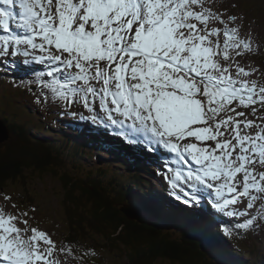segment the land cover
Wrapping results in <instances>:
<instances>
[{
  "label": "snow or ice",
  "instance_id": "1",
  "mask_svg": "<svg viewBox=\"0 0 264 264\" xmlns=\"http://www.w3.org/2000/svg\"><path fill=\"white\" fill-rule=\"evenodd\" d=\"M207 5L0 0V65L19 57L42 65L47 71L36 77L55 100L82 106L145 152L170 154L177 200L207 203L209 214L243 218L235 229L254 231L264 228V71L241 62L255 53L244 17ZM241 198L256 212L238 210ZM28 211L0 206V264H70L73 250L40 230L34 215L21 219Z\"/></svg>",
  "mask_w": 264,
  "mask_h": 264
},
{
  "label": "rangeland",
  "instance_id": "2",
  "mask_svg": "<svg viewBox=\"0 0 264 264\" xmlns=\"http://www.w3.org/2000/svg\"><path fill=\"white\" fill-rule=\"evenodd\" d=\"M231 5H236V7L232 8ZM207 6L219 9L222 12L227 10V13L229 14L244 17L245 28L242 31H247L251 34V38L253 41L252 47L255 50V53H246V58L242 59L241 62L243 66L246 67V69L256 68L260 71H264V0H208ZM0 34L4 33L0 32ZM24 59V57L10 58V60H15L16 63H6L4 65H0V78L10 79L9 82L0 81V83H5V85L0 84V118L6 120L5 125H2L0 123V144L8 142L10 138L5 126L8 124H15L17 120L21 124L30 126L27 128L32 137L36 135L38 138H40V140L56 139L62 141L63 138L59 136V133L67 132V137L69 139L67 146L68 149H66L65 147L60 148L57 144H54L52 147L53 150L56 149L58 151V153H56L57 156L59 158H65L64 160H62L63 163H61L60 159L58 160V162L61 164L55 167L53 166L55 162L51 159L52 162L50 161V164L46 165V175H42L40 176V178H34L33 176L25 175L26 181H30L28 183V187H25L19 181L15 180L11 183H8L5 188L0 189V206L8 204L9 209H11V206L13 204L20 205L21 207H26V204L22 206V204L26 200L23 199L22 196H24V194L22 192H24V190H27V194L32 195L30 199H33V205L30 207H26V210L29 208H35L36 211L35 213H32L29 210L28 217H21V219H26L34 215L35 221L38 222L40 230L49 232L53 240L56 241L58 245L62 244L64 246V243L68 242L65 239L67 237L69 228L68 217L64 212L65 205L63 202L65 196L64 176L68 175L66 178H68L69 180L74 179L85 182L88 177H96L98 175V172L104 173L106 171L107 178L111 179L112 182L110 197H115L119 201L122 200V197L120 195L121 192L124 196H126V198H129L128 191L136 188L135 185L132 184V176L129 170L126 169L125 162H121L123 157L125 156L121 152V150L133 157H143V155L135 153L132 149H128L124 146H120L119 144L112 143L109 138H103V136L105 135L100 132L102 131V129L99 130V128L101 127L96 128L98 130V133L100 134L99 135L92 128V126L95 127V124L93 122H90L88 126L90 129L85 130L92 132L100 137L96 138V141L97 143H99L98 145L100 147H102L103 140L113 148L118 149L116 159L119 162L113 160L109 161L107 159V155H105L103 152H101L100 155H97L98 150L96 149H91V151L93 152L92 154L86 151L87 153L83 156H73L71 154L72 149L70 147L75 146L76 143L72 141L71 133H74L72 127H77L79 125V121L80 119H82L81 115L84 118H88L89 116L91 117V114H89L88 111L80 105H76L75 107H66L64 106L62 101L55 100L48 89H42V86L39 84V80L36 77V72H28L27 74L25 73L24 69L30 67L33 68L34 64L30 62L29 64L25 65L23 63ZM35 66L40 69L39 72L47 71V69L42 65ZM260 71L255 72L251 78L258 79L260 76ZM32 73L33 75L31 76ZM30 78L32 79L29 85H31L33 89L31 91H27L25 89L26 91H23L21 93V91L17 88H25L26 86L27 89H29V85H27L25 81ZM16 89L19 91H17ZM27 92H30V95H28ZM37 96H39L41 101H43L42 103L37 102ZM57 103H59L60 107L55 106ZM20 110L28 112L29 116H31L29 122L27 121L28 117H24L22 115L19 116ZM101 115H103V113H101ZM48 121H52V124L50 122V124H48ZM32 123H34L33 126L37 127L32 128ZM38 126L40 127L39 131H37V129H39ZM44 126H47V130L50 131L51 134L43 133L47 131ZM103 132L106 131L104 130ZM40 133L43 134V138L40 137ZM78 144L82 146L80 143ZM123 144L129 145L130 143L126 141ZM137 148L140 147L137 146ZM126 150H128L129 152ZM158 152L159 151L148 152L150 156L145 155V157L149 158L148 160L150 161L148 173L151 172L150 167L153 173L154 166L159 165V167H161L160 163L162 158L160 157L159 160L156 158ZM53 156L57 158L55 155ZM145 160L147 159H144L143 157V160L141 161L142 165L145 163ZM102 162H106L107 164H109H105V166H107V169L101 168ZM134 167L136 166L134 165ZM102 176L104 177V179H107L105 175ZM166 179L167 181L169 180V178ZM156 186L159 192L155 191V189H153V192L155 195L160 196L158 197V199H161L160 205L164 206L168 203L165 200L167 193L166 189H168V186L162 184L160 181H156ZM101 188L105 190L104 184ZM144 190L145 189L143 188L142 191L144 192ZM18 193H20L21 196ZM148 195L150 194L147 193V196ZM177 195L181 194L178 192ZM5 197H11V200H6ZM178 202L184 208L188 209V211L183 212L184 214H186L187 216H191L198 222L199 225H201V223L207 224L206 221H209L208 217H210V209L208 204H201L196 208H192L191 205H184L180 200H178ZM124 203L125 204H123L122 202L121 204L116 205L117 209L124 210L125 213L129 214L130 218L134 219L135 221L138 217H140L142 218V221L147 220L155 223L154 228L156 229V231L162 232V229H169L168 227H166L169 226V224L175 225V222L170 217L162 215L160 213H158L159 215H156L153 212V209L150 208L151 206L149 204L145 205L144 202H141L137 207L139 212L135 213L133 210H131V208H128L127 206V204L131 206L129 200H126ZM235 207L238 210H247L246 198H241V202L235 205ZM166 208L171 212V209L168 205L166 206ZM247 211L254 213L256 212V209L254 208ZM211 214H213V217L218 219L213 220L211 224L212 231L210 229L209 230L211 234H214L216 236L215 238L213 236L212 237L216 239L217 246L224 251V261L232 262V264H264V228L257 227L254 231L241 230V235L236 233V230L239 229H235L234 225L237 222H241L243 218L227 217L214 211H212ZM174 216L178 221L177 216ZM158 217L164 218L166 222H163V220H160ZM191 221L192 219H190V222ZM30 223H33V226H36V223L31 220ZM156 225H158V228H156ZM225 225L232 230L233 238L223 233L222 227ZM18 226L22 228L24 227L23 223H20ZM117 232H115L116 235H118ZM84 237L85 236L82 234L80 244L78 245V250H93V255L88 258L87 254H83L82 256L84 257V259H77V257H80L78 252L75 249L71 248L73 250L72 254L67 258L70 264H85V262H87V264H121L125 259L123 255L119 256L117 253L114 255L109 251L108 253L105 252L104 249L101 248V245L104 243V239L100 237L93 238L92 236L88 238ZM119 239L120 238L117 237L118 242L120 241ZM217 241H219L221 245H219ZM238 244L243 245V247ZM229 253L233 255L232 258L227 257ZM60 258L61 260L64 259L63 254H61ZM220 261L221 264H224V261H222L221 258Z\"/></svg>",
  "mask_w": 264,
  "mask_h": 264
},
{
  "label": "trees",
  "instance_id": "3",
  "mask_svg": "<svg viewBox=\"0 0 264 264\" xmlns=\"http://www.w3.org/2000/svg\"><path fill=\"white\" fill-rule=\"evenodd\" d=\"M23 114L27 113L23 112ZM8 129L9 141L0 144V189L15 180L28 187L30 181H26L25 175L40 178L46 175V165L50 164V161L56 163L53 164L55 167L63 163L62 160L65 158H59L56 153L50 152L53 150L52 145L42 143L35 145V142L29 138L30 133H27L22 126L9 124ZM100 175L88 177L85 182L69 180L66 178L68 175L64 176V212L68 217L69 225L65 239L68 242L65 247L75 249L79 256L85 254V250H78L83 234L84 238L92 236L104 239L102 247L114 255L116 253L119 256L123 255L125 259L121 264H219L214 256L221 258L222 261L225 260L224 252L215 246V239L204 230L169 224L166 226L169 229H162V232L153 228L156 233L150 236L144 229H139L135 222L129 221L116 207L123 202V199L129 200V198H126L122 192L120 193L122 200L118 201L115 197H110L112 186ZM103 175L107 178L106 171ZM103 184L105 190L101 188ZM22 193L23 199L29 196L30 203L27 190ZM18 194L21 196L20 193ZM93 205L98 207L89 212ZM161 206L163 205L159 204L156 209ZM153 212L159 215L154 209ZM117 237L120 238L119 242ZM91 253V250H87L88 258L92 256ZM225 263L227 261H224Z\"/></svg>",
  "mask_w": 264,
  "mask_h": 264
},
{
  "label": "bare ground",
  "instance_id": "4",
  "mask_svg": "<svg viewBox=\"0 0 264 264\" xmlns=\"http://www.w3.org/2000/svg\"><path fill=\"white\" fill-rule=\"evenodd\" d=\"M39 72V71H38ZM39 84L41 85V83H40V81H39ZM85 115V114H84ZM90 117V116H89ZM90 122L92 123V121L90 120ZM92 128H93V130L95 131V132H97L98 133V130L96 129V128H94L93 126H92ZM102 129V131H100V132H102V134L103 135H105V136H103V138H105V139H107V138H109L110 140H111V142L112 143H115V144H119L120 146H124L125 148H128V149H132L135 153H137V154H140V155H143V157H144V159H147V160H145V163L142 165V163H141V161L139 162V164H135V163H133L132 161H130L131 162V165L132 166H136L138 169H139V171H140V175H141V177L142 178H144V180H147V181H149L150 179H151V175H150V173L151 174H153V172H152V169H151V167H150V173H148V167H149V165H150V161L148 160L149 158H146L145 157V155H149L150 156V154L148 153V152H145L144 150H143V146H139L140 148H137V146L138 145H134V144H129V145H124L123 143V141H121L119 138H117V137H114V136H111L110 135V133L111 134H116L117 133V131L116 130H114V128H111L109 131H107V130H105L104 128H99V130H101ZM106 131V132H103V131ZM87 131V130H86ZM89 134L91 133V132H89V131H87ZM69 133H71V132H69ZM94 134V133H93ZM99 134V133H98ZM96 135V134H95ZM100 135V134H99ZM94 138H100L99 136H94ZM109 140V141H110ZM103 141V140H102ZM127 141V140H126ZM125 141V142H126ZM106 142V141H105ZM99 144V143H98ZM126 151H128V150H126ZM117 152V151H116ZM129 152V151H128ZM123 155V154H122ZM125 157V156H124ZM162 158V160H161V163H160V165H161V167L162 166H166L165 168H167V169H169L171 166H174V168L176 167V165L172 162V160H171V157H170V154H168L167 152H166V154H165V151L164 152H162L161 150L158 152V155H156V158L159 160V158ZM134 164V165H133ZM54 170V169H53ZM54 172V171H53ZM58 174V173H57ZM132 176V175H131ZM157 182L159 181V180H156ZM155 181V182H156ZM82 184V183H81ZM153 189H155V191H158L159 192V190H158V188H157V186L156 185H154L153 186ZM75 190V189H74ZM168 191V189H166V192ZM158 196V195H157ZM158 197H160V196H158ZM149 200V199H148ZM158 201L159 202H161V199H158ZM167 201V200H166ZM167 202H169V201H167ZM164 203V202H163ZM18 206V208L21 210V211H25L26 210V208H24V207H21L20 205H17ZM92 207V208H91ZM90 207V210H89V212L91 211V209L93 210L95 207H97V206H95V205H93V206H91ZM215 217H213V214H210V217H208V219H209V221H206V225H208V228L212 231V223L211 222H213V219H214ZM138 220L139 221H142V218H140V217H138L137 219H136V221L133 219V221L136 223V225H137V227L139 228V225H143V226H147V224L146 223H139L138 222ZM114 227H116V225L114 224ZM118 234V233H117ZM209 234V233H208ZM214 238H215V236H213ZM218 242V244L219 245H221L220 243H219V241H217ZM207 243V242H206ZM210 247V246H209ZM219 248V247H218ZM216 251V250H215ZM224 261V260H223ZM235 263V262H234ZM171 264V263H170ZM227 264H232V262H227Z\"/></svg>",
  "mask_w": 264,
  "mask_h": 264
},
{
  "label": "water",
  "instance_id": "5",
  "mask_svg": "<svg viewBox=\"0 0 264 264\" xmlns=\"http://www.w3.org/2000/svg\"><path fill=\"white\" fill-rule=\"evenodd\" d=\"M92 208V207H91ZM120 211V213H122V215H124V216H126V218L129 220V221H131V222H133L134 223V221H133V219H131L130 218V215L129 214H126L125 213V211L124 210H119ZM138 222L139 223H142V222H144V223H147L148 225L146 226V227H144L143 228V225H139V228L140 229H144L145 231H147L146 233L148 234V235H152V233H156V231L154 230L155 228V223H152V222H150V221H139L138 220ZM154 228V229H153ZM156 228H158V225H156Z\"/></svg>",
  "mask_w": 264,
  "mask_h": 264
}]
</instances>
